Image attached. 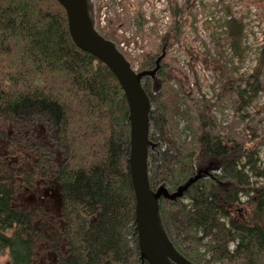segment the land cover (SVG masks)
Returning a JSON list of instances; mask_svg holds the SVG:
<instances>
[{
    "label": "trees",
    "instance_id": "16d2710c",
    "mask_svg": "<svg viewBox=\"0 0 264 264\" xmlns=\"http://www.w3.org/2000/svg\"><path fill=\"white\" fill-rule=\"evenodd\" d=\"M193 3L185 0L171 10L179 33L181 14ZM135 20L137 26L142 24L141 13ZM224 26L225 38L217 42V51L226 41L238 53L241 19L228 18ZM104 36L115 42L113 32ZM263 53L264 44L259 59ZM144 55L140 69H152L157 55L150 49ZM214 61L215 70L223 69L221 60ZM259 65L244 78L245 86H234L229 73L220 74L217 98L235 95L238 120L247 121L238 105L251 104L263 89ZM164 68L159 62L156 79L163 78ZM141 83L150 99L149 139L155 145L148 149L150 187L163 184L172 192L199 169L197 164L215 173L196 180L180 198H160V218L174 246L195 264H264V172L255 150L239 146L237 154L224 146L220 126L203 111V101L187 97L200 137L177 145L172 134L179 131L171 118L186 114L174 101L177 92L153 93L150 77ZM127 115L117 79L73 42L57 0H0V116L17 125L16 147L24 139L25 155L40 154L48 168H0V253L6 252L11 264H41L39 237L42 246L54 250L46 264H148L140 258L134 230ZM27 128L35 132L31 138ZM226 132L231 139V131ZM59 150L63 156L55 164ZM35 174L40 181L48 179L46 187H54L55 204L47 200L45 189L36 187ZM252 175L263 182L253 200L255 211L248 216L238 207L239 193L250 194ZM220 181L234 194L216 188ZM30 190L32 199L26 197Z\"/></svg>",
    "mask_w": 264,
    "mask_h": 264
},
{
    "label": "rangeland",
    "instance_id": "374dc122",
    "mask_svg": "<svg viewBox=\"0 0 264 264\" xmlns=\"http://www.w3.org/2000/svg\"><path fill=\"white\" fill-rule=\"evenodd\" d=\"M184 1L118 0L117 2V0H96L95 27L102 35L113 32L117 48L130 61L131 66L137 70L141 68V61L147 50H153L156 57L163 54L159 62L165 66L164 76L156 79L154 89L159 94L167 91V95L170 96L173 94L169 92L176 91L174 101L180 111H186L185 115L179 113L171 118L173 124L176 122L179 131L178 135L172 134L177 145L179 141L191 143L196 135L200 137V133L195 132L196 122H192L195 121V110L193 107H189V103L185 102L184 98H189V101L192 99L202 100L205 105L203 111L213 116L215 122L220 126L219 131L224 135L222 144L226 147L231 146L237 154L240 153V149H237L239 146L242 147V151L255 150L258 166L264 172V53L259 59L264 44V0H193L194 3L190 10H185L181 14L183 23L179 33L174 27L171 10L176 4ZM250 3L252 4L250 5ZM118 8L120 11L122 10L121 13H117L119 12ZM137 13L142 15L140 26H137L135 20ZM228 18L241 19L242 21L243 35L237 46L238 53H235L226 41L221 43L219 52L216 49L220 38H225L224 24ZM213 59L221 60L224 65L223 69L217 67L216 71L211 63L215 62ZM258 65L257 76L263 89L256 93L251 104L238 105L239 113L247 118V121L238 120V115L234 113L235 95L230 94L228 98L227 94L220 99L217 98L220 74L222 71L226 74L229 73L234 86H245L244 78L255 73L254 68ZM208 105H212V108L208 109ZM16 127L17 125H11L0 116V168L35 169L37 166L42 171L48 170L45 158L40 154L29 153V158L25 155L24 139H21L20 146L16 147V139L20 141L16 137ZM228 130L231 131V135H229L231 139L226 137ZM34 133V131L29 133L27 128L26 135L29 138L34 136ZM170 134L168 132L167 136L172 140ZM57 154L55 153L53 156L55 164H58L63 156L60 150L59 155ZM209 172L208 176L214 177L213 170L211 169ZM208 176L202 177V179L209 178ZM38 178L39 175L35 174L34 182ZM40 179L42 178L36 181V187L45 189L48 199L45 194L44 198L49 200L51 205L55 204L56 190L54 192L52 190L54 187L51 185L46 187L47 178L43 181ZM262 182V178L252 175L250 194L247 196L239 193L238 207L248 216H252L255 211L253 200L259 193L258 189ZM215 183L216 188L220 187L222 192L231 191L223 181ZM49 189L52 192H49ZM30 192L31 190L27 191V196H24H31L32 199V195L28 196ZM231 192L234 194V190ZM42 231L43 229H41V233ZM42 241L43 238L39 237L38 251H41V260L38 259V262L46 264L55 254L54 250L42 246ZM43 257L47 260H44ZM0 264H11L4 251L0 253Z\"/></svg>",
    "mask_w": 264,
    "mask_h": 264
},
{
    "label": "water",
    "instance_id": "95a60500",
    "mask_svg": "<svg viewBox=\"0 0 264 264\" xmlns=\"http://www.w3.org/2000/svg\"><path fill=\"white\" fill-rule=\"evenodd\" d=\"M57 1L65 10L73 42L112 72L127 101L129 147L126 160L134 193V230L141 259L148 264H195L177 250L167 235L159 214V200L161 197L169 200L180 198L192 183L208 174L211 168L198 169L172 192L163 184L152 189L148 179V149L154 143L149 139L150 99L141 80L144 76H155L163 54L156 57L154 68L136 71L116 44L96 29V0Z\"/></svg>",
    "mask_w": 264,
    "mask_h": 264
},
{
    "label": "flooded vegetation",
    "instance_id": "af4514ba",
    "mask_svg": "<svg viewBox=\"0 0 264 264\" xmlns=\"http://www.w3.org/2000/svg\"><path fill=\"white\" fill-rule=\"evenodd\" d=\"M252 3H250V5H251ZM154 67H155V65H154ZM153 67V68H154ZM143 70H150V69H143ZM158 70H159V67H158V69L156 70V72H155V76L154 77H150L151 78V80H153V82H154V85H155V82H156V74H157V72H158ZM144 77H149V76H144ZM143 77V78H144ZM153 93L156 91L155 89H154V87H153ZM150 148V147H149ZM155 148V145L153 146V147H151V149L153 150ZM203 162H205L204 160H203ZM197 166H198V168L199 169H201V168H205V164H197ZM215 167V166H214ZM197 168V169H198ZM213 168V167H212ZM216 168V167H215ZM210 174V172L208 173V174H206L204 177H206V176H208ZM208 177H212L211 175L210 176H208Z\"/></svg>",
    "mask_w": 264,
    "mask_h": 264
},
{
    "label": "built area",
    "instance_id": "2783aa9c",
    "mask_svg": "<svg viewBox=\"0 0 264 264\" xmlns=\"http://www.w3.org/2000/svg\"><path fill=\"white\" fill-rule=\"evenodd\" d=\"M117 2H118V0H117ZM105 8H106V6H105ZM118 11L119 12H117V13H121L122 12V10L120 11V8H118ZM105 15V14H104Z\"/></svg>",
    "mask_w": 264,
    "mask_h": 264
},
{
    "label": "bare ground",
    "instance_id": "6f19581e",
    "mask_svg": "<svg viewBox=\"0 0 264 264\" xmlns=\"http://www.w3.org/2000/svg\"><path fill=\"white\" fill-rule=\"evenodd\" d=\"M141 258V257H140ZM142 260V259H141Z\"/></svg>",
    "mask_w": 264,
    "mask_h": 264
}]
</instances>
